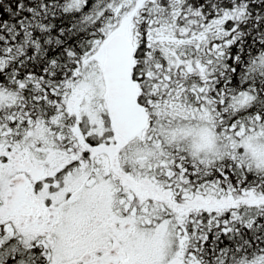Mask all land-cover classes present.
Returning a JSON list of instances; mask_svg holds the SVG:
<instances>
[{
	"label": "snow or ice",
	"instance_id": "1",
	"mask_svg": "<svg viewBox=\"0 0 264 264\" xmlns=\"http://www.w3.org/2000/svg\"><path fill=\"white\" fill-rule=\"evenodd\" d=\"M0 264H264V0H0Z\"/></svg>",
	"mask_w": 264,
	"mask_h": 264
}]
</instances>
